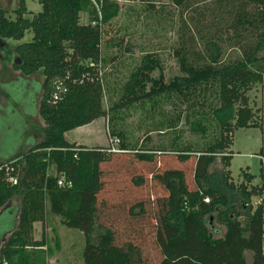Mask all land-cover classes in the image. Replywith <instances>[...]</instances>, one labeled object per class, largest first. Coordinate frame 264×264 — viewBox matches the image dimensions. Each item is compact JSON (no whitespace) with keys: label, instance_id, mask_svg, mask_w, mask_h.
<instances>
[{"label":"trees","instance_id":"trees-1","mask_svg":"<svg viewBox=\"0 0 264 264\" xmlns=\"http://www.w3.org/2000/svg\"><path fill=\"white\" fill-rule=\"evenodd\" d=\"M38 2L41 9L33 11L25 0H18L12 9V0H0V85L16 83L17 89H25L37 84L35 114L43 122L38 141L0 161V215L15 213L13 229L0 240V264H48L50 250L43 233L39 239L34 237V224H43L48 213L82 232L83 264H150L140 242H119L116 230L101 217L102 208L108 206L102 197L107 194L102 164L115 163L114 157L123 153L132 155L131 162L152 165L148 176L142 173L131 179L136 186L147 185L149 179V185L158 188L152 209L153 237L160 251L157 264H264L262 166L258 178L243 171L244 182L235 187L240 204L244 198L260 199L248 207L243 219L236 207L228 206L225 194L202 186L218 157L224 167L229 165L237 128L264 126L256 121L248 95L254 84L264 88V63L259 55L264 50V0L202 4L172 0L185 13L173 49L181 75L168 81L155 78L151 72L160 64L147 53L130 70L119 101L108 110L167 100L174 110L167 128L170 122L184 120L208 140L198 149L132 148L120 130H112L111 135L119 138L120 152L108 151V145L70 142L64 135L107 113L102 46L110 40L116 5L109 0ZM81 12L88 15L87 22L81 21ZM26 33L30 37L24 40ZM226 44L235 48L234 56L226 58ZM0 94L8 96L1 86ZM166 150L176 156V165L162 164ZM189 161L191 181L183 168ZM227 171L223 179L232 186ZM15 197L18 209L9 205ZM136 206L140 212L145 209L143 201L131 208ZM245 252H251L250 261Z\"/></svg>","mask_w":264,"mask_h":264},{"label":"rangeland","instance_id":"rangeland-1","mask_svg":"<svg viewBox=\"0 0 264 264\" xmlns=\"http://www.w3.org/2000/svg\"><path fill=\"white\" fill-rule=\"evenodd\" d=\"M116 5V14L110 20V40L102 46L104 78L108 85L103 97V106L107 110L105 116L100 117L89 124L74 128L67 133L68 139H78L87 146L109 144L111 131L122 133V139L132 148H156L172 149L189 146L194 149L205 146L208 138L202 137L199 132L193 131L184 120L170 122L171 127H166L168 118L174 110L169 101H158L152 106L151 101L132 103L108 110L114 101H119L122 94V83L141 60L142 56L151 53L160 66L151 72L155 78L163 77L165 81L174 76L181 75L179 64L174 57L173 49L178 37V25L180 18L185 13L182 8L176 7L172 0H109ZM197 4L209 0H195ZM18 0H12L11 9L16 7ZM27 8L33 11L41 9L38 0H25ZM115 5H111L114 8ZM13 16V13H10ZM82 22L88 21L85 12L80 13ZM30 37L26 33L24 40ZM12 44L16 42L10 40ZM225 56H234L235 48L230 44L223 46ZM1 55H6L1 51ZM264 63V50L259 54ZM112 56L116 59L110 60ZM111 68L115 69L112 73ZM113 74L117 76L114 77ZM3 79V78H2ZM3 92L0 94V152L3 155H11L29 143H33L35 136H41L40 126L43 124L40 117L35 114L34 106L37 100L38 85L32 83V88L17 89L16 83L12 85H0ZM109 86V89H108ZM150 86V84H148ZM249 103L252 107L257 122L264 124V88L261 84H254L248 92ZM159 100V99H158ZM164 122V123H162ZM110 136V137H109ZM231 157L229 165L223 166L220 158L212 165L209 178L202 183L204 188H216L225 194L228 206L242 213L243 219L248 207L255 206L260 200L257 196L243 199L235 189L240 182H244L243 171L253 174L258 178L261 172V160L257 155L264 154V126L240 127L234 131L230 146ZM162 164L176 165V156L165 151L161 155ZM132 155L123 153L114 157V162L102 164L107 194L102 195L108 206L102 208L101 217L105 224L116 230L119 242L133 240L140 242L142 254L150 264H157L160 259V251L154 242V220L152 215L153 198L158 188L149 185L136 186L132 183V177L144 173L152 168L151 164L134 161ZM147 165V166H145ZM192 163L189 161L183 168L191 181ZM230 172L229 181L232 186L224 182L223 174ZM109 180V182H108ZM116 182V184H115ZM19 199V198H18ZM137 201L144 202V211L140 212L138 206L131 208ZM134 211V213H133ZM14 210L5 211L0 215V240L2 235L13 229ZM43 233L46 245L50 250L48 264H83L82 250L84 236L76 228L64 225L60 218L48 213L46 221L37 223L34 227V237L39 239ZM250 261L251 252H245Z\"/></svg>","mask_w":264,"mask_h":264},{"label":"crops","instance_id":"crops-1","mask_svg":"<svg viewBox=\"0 0 264 264\" xmlns=\"http://www.w3.org/2000/svg\"><path fill=\"white\" fill-rule=\"evenodd\" d=\"M96 120V119H95ZM94 121V120H93ZM92 121V122H93ZM89 124V123H88ZM87 125V124H86ZM73 130V129H72ZM71 130H69V131H67V132H65V138L68 140V141H70V142H77V143H82V144H85V143H83V142H81V141H79L78 139H68V137H67V133L68 132H70ZM38 137H37V135L35 136V141H38L41 137H39V139H37ZM32 144L31 143H29L28 145H25L24 147H19L20 148V150H17V151H15L13 154H9V155H3L4 153H1L0 152V161H5V160H7V159H9V158H11V157H13V156H15L18 152H22V151H25L27 148H29L30 146H31ZM85 145H87V144H85ZM9 205L10 206H12V207H14V208H16V209H18V206H19V199H18V197H15V198H13L11 201H10V203H9ZM37 223H40V222H36L35 224H34V227H36V225H37Z\"/></svg>","mask_w":264,"mask_h":264},{"label":"built area","instance_id":"built-area-1","mask_svg":"<svg viewBox=\"0 0 264 264\" xmlns=\"http://www.w3.org/2000/svg\"><path fill=\"white\" fill-rule=\"evenodd\" d=\"M54 97H56V94H54ZM118 143H119V138L118 137H110L109 138V144H108V151H111V152H120V151H123L119 146H118ZM259 157V159L261 160V163H262V169L264 170V154H261V155H257ZM1 168V167H0ZM6 169H9V167H6ZM9 180L12 181V183H16V179H14L13 177H9ZM61 182H59L60 184ZM209 198L206 197L205 198V201H208Z\"/></svg>","mask_w":264,"mask_h":264}]
</instances>
